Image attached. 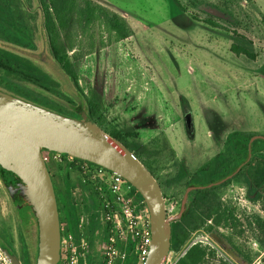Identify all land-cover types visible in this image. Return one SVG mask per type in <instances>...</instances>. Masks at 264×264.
<instances>
[{
	"label": "rangeland",
	"instance_id": "obj_1",
	"mask_svg": "<svg viewBox=\"0 0 264 264\" xmlns=\"http://www.w3.org/2000/svg\"><path fill=\"white\" fill-rule=\"evenodd\" d=\"M91 1L121 15L132 35L115 42L108 40V35L97 25L81 34L72 23L68 34L78 47L68 52V56L85 95L100 104L113 126L118 130L135 127L145 115L150 126L135 128L138 131L135 140L146 144L158 135L166 139L165 153L172 150L174 156L162 170L163 181L183 175L179 183L169 188L165 198L168 215H175L184 194L183 186L196 170L217 155H230L229 134L264 135V0H178L181 7L173 0ZM35 11L38 12V4L34 0L31 15L24 12V18L30 28L34 26L37 49L25 54L7 46L1 36L0 47L28 57L59 83L62 96L77 100L71 82L51 60L41 30V17L33 15ZM232 45L247 48L255 57L236 54L231 50ZM74 55L78 56L76 60ZM17 82L6 78L0 68V91L22 85ZM37 95L32 92V96ZM49 96L66 104L64 97ZM32 104L48 108L39 102ZM53 177L59 193L63 182L58 175ZM70 179L77 186V174H70ZM244 191L245 198L252 203L242 179L232 180L218 189L221 203L231 206L240 226L232 229L220 226L217 231L232 238L241 251L238 256L241 260L247 257L254 261L257 253L251 250L249 242L256 239L255 233L239 217ZM205 227L199 230L217 242ZM199 230L191 232L190 237ZM0 232L7 235L21 260L26 246L34 264L36 227L31 224L26 238L1 183ZM101 239L96 232L93 242L96 254L102 250ZM261 248L264 249V244ZM208 261L206 264H222L216 259Z\"/></svg>",
	"mask_w": 264,
	"mask_h": 264
},
{
	"label": "trees",
	"instance_id": "obj_2",
	"mask_svg": "<svg viewBox=\"0 0 264 264\" xmlns=\"http://www.w3.org/2000/svg\"><path fill=\"white\" fill-rule=\"evenodd\" d=\"M33 1L0 0V36L7 46H11L13 49L25 54L37 49L34 39V26L30 28L24 18V12L29 13L31 11ZM35 1L38 4L39 14L35 11L33 15L37 14L38 17L39 15L41 17V30L46 40L51 60L69 79L79 99L74 100L62 96L59 90L60 85L56 80L36 66L28 57L6 47H0V68L6 78L15 79V81L20 82L22 85L19 86L17 84L18 87L11 90L3 88L7 92H2L29 103L39 102L44 106H48L49 109L47 108V110L57 114L73 119H87L96 124L108 135L120 141L141 161L158 181L165 199L169 188L179 183L183 177L180 173L175 178L163 181L162 170L165 164L174 156L172 150H169L167 154L165 153V148H168L166 139L158 135L146 144L135 140L138 139V131L136 129L141 127L148 128L150 126L145 115L138 119L135 127L118 130L113 126L106 119L100 104L85 95L79 84L74 63L71 57L68 56V52L74 51L78 47L75 39L69 38L68 30L72 23L76 25L81 34L97 25L108 35V40L112 39L115 42L123 41L132 35V30L128 23L121 15L91 0ZM173 2L178 7H181L178 0H173ZM206 23L217 27L211 21H206ZM92 47L93 44L90 43V50H92ZM231 50L238 55L243 54L250 59L255 57L247 48L239 45H232ZM77 57V55H74L75 60ZM32 92L38 95L32 96ZM49 95L64 97L66 104L59 103ZM39 107L43 106L40 105ZM78 109L83 112V117L79 115ZM256 136L262 137L254 139ZM252 139L254 140L252 141ZM227 144L230 155L221 154L212 158L204 166L197 169L184 184V193L187 188L193 189L188 194L182 217L170 224V250H179L188 241L191 232L199 230L206 225L205 230L214 236L218 244L234 255L237 260L242 261L241 263L251 264L253 260L246 257L243 261L238 257L239 255L241 256V251L231 237H227L217 231V228L220 226L231 229L240 226L239 220L234 217V211L231 206L223 205L217 193L218 189L228 185L232 180L239 181L242 179L247 188L248 198L252 201L258 200L264 195V135L249 132H234L227 136ZM46 167L51 179L53 174H56L63 182L59 193L54 187L61 239L67 233L76 232L79 199L91 214V222L87 229L89 251L87 259L84 262H87V264H102V250L97 254L93 251L95 233L98 232L102 237V246L108 235V227L102 226L96 218L95 212L100 208L98 191L90 185L82 184L81 178L78 175L77 186H73L70 172L61 166L46 164ZM0 173H2V180L7 177L12 181L11 172L5 171L0 167ZM77 187L80 189V192H77L76 200L74 192L77 190ZM28 210H30V207L27 205L22 208L18 215L20 227L27 237H29L31 224L36 227L33 214L31 218L33 221L30 222ZM209 221L213 225H207ZM244 221L247 223L248 228L255 233L256 240L261 247L264 244V219L253 216L251 221L248 219H244ZM0 248L9 255L18 257L12 242L5 233L0 234ZM22 255V260L18 257L21 263L31 264L26 246L23 249ZM206 260L205 249L201 246H194L188 250L187 254L178 264H206Z\"/></svg>",
	"mask_w": 264,
	"mask_h": 264
},
{
	"label": "water",
	"instance_id": "obj_3",
	"mask_svg": "<svg viewBox=\"0 0 264 264\" xmlns=\"http://www.w3.org/2000/svg\"><path fill=\"white\" fill-rule=\"evenodd\" d=\"M42 151L100 166L131 184L150 217L151 245L143 264H161L170 250V224L182 217L193 188L186 189L179 211L169 216L158 181L120 141L87 119L69 118L0 91V167L11 172L16 182L4 183L10 198L25 201L34 216V264H57L60 257L56 195ZM4 253L11 264H22L18 257Z\"/></svg>",
	"mask_w": 264,
	"mask_h": 264
},
{
	"label": "built area",
	"instance_id": "obj_4",
	"mask_svg": "<svg viewBox=\"0 0 264 264\" xmlns=\"http://www.w3.org/2000/svg\"><path fill=\"white\" fill-rule=\"evenodd\" d=\"M42 159L45 164L61 166L70 174H77L82 184L90 185L98 191L100 208L95 212L96 218L102 226L108 227L107 239L102 246V264H143L151 245L150 217L145 201L134 187L121 176L100 166L58 152L42 151ZM78 191L80 189L77 187L74 192L76 200ZM245 197L246 191L241 198L243 205L239 217L249 221L253 216L264 219V195L252 203ZM78 201L77 229L75 233H67L61 239L57 264H81L82 261V264H87L84 261L89 251L87 229L91 214L82 201ZM243 229L246 228L243 226ZM249 244L251 250L257 253L251 264H264V249L256 239H250ZM194 246L205 249L206 261L216 259L222 264H239L209 234L200 230L179 250H169L161 264H178ZM0 264H11L1 248Z\"/></svg>",
	"mask_w": 264,
	"mask_h": 264
},
{
	"label": "flooded vegetation",
	"instance_id": "obj_5",
	"mask_svg": "<svg viewBox=\"0 0 264 264\" xmlns=\"http://www.w3.org/2000/svg\"><path fill=\"white\" fill-rule=\"evenodd\" d=\"M52 182H53V184H54V187H56L55 186V183H54V177L52 176ZM12 183V184H15L16 182H15V180L14 179H12V181H10L7 177L6 178H4V180H2V173H0V183H1V185L3 184L4 185V183ZM11 203L14 205V207H15V210H16V213H17V216L19 215V212L22 210V208L23 207H25V206H27L28 204L25 202V201H23V200H21V199H19L18 197H16L14 200H12L11 199ZM27 213H28V216L30 217V219L32 218V211H31V209L30 210H28L27 211ZM33 221V220H32ZM30 232V231H29ZM0 234L2 235V232H0ZM25 234V233H24ZM25 236H26V238H27V235L25 234Z\"/></svg>",
	"mask_w": 264,
	"mask_h": 264
}]
</instances>
